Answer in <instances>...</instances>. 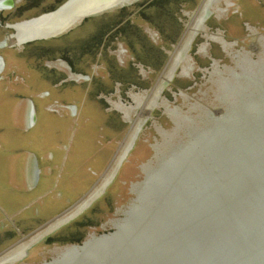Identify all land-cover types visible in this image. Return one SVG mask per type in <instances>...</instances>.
<instances>
[{
  "label": "rangeland",
  "instance_id": "obj_1",
  "mask_svg": "<svg viewBox=\"0 0 264 264\" xmlns=\"http://www.w3.org/2000/svg\"><path fill=\"white\" fill-rule=\"evenodd\" d=\"M66 1L16 0L12 9L0 12V30L4 28L0 41L14 33L9 24L30 22ZM202 1L129 0L119 7L78 20L56 37L26 41L20 47L6 42L4 47L13 49L10 51L15 57L24 61L11 67L12 76L8 78L11 82H18L17 77L25 78L28 83L21 87L16 98H31L37 118L31 116L32 124L27 122L24 131L22 119L14 123L8 113L12 108L8 102L13 101L14 93L11 90L0 93V138L20 142L31 138V145L24 144L21 148L30 155L36 153V146L40 144L46 146L43 149H49L55 141L61 143V149H56L58 156L69 158V164L73 159L78 168L83 162L78 169L80 176L85 179L89 172L92 188L103 172L100 185L112 171L113 168L108 172L107 167L119 155L125 136L132 129L135 134L125 159L103 191L89 200L91 204L45 234L22 258L10 264H43L93 234L121 210L168 145L202 109L212 117L223 115L216 92L222 82L264 65V0L214 1L211 14L191 37L184 59L172 76L166 78L167 84L157 98L158 105L137 118L136 104L150 94L169 67ZM0 86H8L7 80L0 79ZM46 91L50 92L48 98L35 96ZM61 104L67 105V110L71 105L75 107V110L71 108L73 118L55 116L63 109ZM40 119L47 125L42 138L38 131ZM11 166H17V159L1 156L0 171H7ZM68 193L69 199L75 198L76 195ZM70 207V202L65 206L52 198L45 217L25 214L13 222L6 219L5 203L0 197L1 258L21 250L26 243L22 247L16 243L22 238L21 242H30L57 216L40 228L38 220L49 218L62 208L63 213ZM14 245L16 248H10Z\"/></svg>",
  "mask_w": 264,
  "mask_h": 264
},
{
  "label": "water",
  "instance_id": "obj_2",
  "mask_svg": "<svg viewBox=\"0 0 264 264\" xmlns=\"http://www.w3.org/2000/svg\"><path fill=\"white\" fill-rule=\"evenodd\" d=\"M125 1L67 0L52 11L64 21L40 23L43 33L31 40L56 37ZM216 92L223 115L202 109L116 215L43 264H264V65L229 77Z\"/></svg>",
  "mask_w": 264,
  "mask_h": 264
},
{
  "label": "crops",
  "instance_id": "obj_3",
  "mask_svg": "<svg viewBox=\"0 0 264 264\" xmlns=\"http://www.w3.org/2000/svg\"><path fill=\"white\" fill-rule=\"evenodd\" d=\"M238 7H241V5L239 4ZM2 29L4 28H1L0 30V40L4 36L1 35L3 32ZM0 50H3L0 52V79H6L8 82V86H0V93L7 92L8 90H11L14 93L13 101L8 102L12 107L8 113L12 116V121L14 123L19 121L20 118L22 119V128L25 131L27 129V122L30 123L31 110H33L35 120L37 118L31 98H22L20 100L16 98L18 97L17 94L20 92L21 87H26L28 83L25 82V78L17 77V80H19L18 82H11L8 78L9 75L12 76L11 67H16L15 64L18 65L20 61H24L15 57V54L10 51L13 49H8V47L6 48L2 46L0 47ZM29 75L30 74H28V76ZM37 93L35 96L40 98H43V96L48 98V96H50L49 91L38 95ZM61 105L63 109L55 116L62 119L73 118L74 114L71 113V107L73 105H71V107L69 106L68 110L67 105ZM58 107L59 106H57V108ZM43 110L47 112L46 106L43 107ZM38 126L39 136L42 138V135H44L43 130L47 129V125L44 120L40 119L38 121ZM33 127H35V125H33ZM58 133L59 130H57L56 135ZM36 139L38 140V138ZM31 143V138L25 139L23 142H20L18 139L17 141H9L0 138V158L4 155L13 160L17 159V166H11L7 171H4L3 169L0 171V197H2L5 203L3 213L5 214L6 219L12 220L13 222L20 219L22 215V217H24L25 214L28 217H37V215H40L39 217H45V213L49 210L47 209L48 202H50L52 198L56 201L62 202L65 206L68 205V202L73 206L91 188L90 173L85 169L87 173L86 178L83 179L78 170L80 166L83 165V162H81L78 168V164L73 159L69 164V158L65 159V156H58L56 149H61V143L57 144L55 141L53 145L49 146V149H43L46 146L40 144L36 146V153L31 155L27 154L26 151H21L24 144L31 145ZM17 144L19 146H17ZM62 147L64 148V145H62ZM68 164L70 167L67 168ZM93 173L96 172L94 171ZM87 179L88 181H86ZM68 192H71V194L73 193V197L76 195L75 198L72 200L69 199L70 197L68 195L70 194ZM63 209L64 208L49 218L38 220L40 221L39 225H37L38 228L49 223L50 219L58 216Z\"/></svg>",
  "mask_w": 264,
  "mask_h": 264
},
{
  "label": "bare ground",
  "instance_id": "obj_4",
  "mask_svg": "<svg viewBox=\"0 0 264 264\" xmlns=\"http://www.w3.org/2000/svg\"><path fill=\"white\" fill-rule=\"evenodd\" d=\"M212 2L214 1H211V3L209 5H207V2H204V4L202 5V7L200 8V10H198L197 12V16H199V14L201 13V10L203 8H205L208 12L210 11V7L212 6ZM209 8V10H208ZM62 9V7L60 8V10ZM52 12V11H51ZM53 17V21L56 22V23H62L64 21V19L62 18V15L61 16H58L56 12H52L50 14L49 13H44L36 18H34V20L32 19V21L28 22V21H25V22H21L20 24H18L16 27V31H17V36H16V42L18 43H23V42H26L28 40H31L33 39L34 37H36L39 34L43 33V30H41V26H37L39 25L40 23H44L47 19H51ZM194 21V20H193ZM196 21H198V18H196ZM191 23V22H190ZM198 23V22H197ZM194 24V23H193ZM190 25V24H189ZM192 25V24H191ZM194 28V29H193ZM198 29H195V26L194 27H189L188 28V31L186 32L184 38H183V47L181 49H179L176 53V55H174V60L169 68V72L167 73L166 75V78L170 77V75L172 74V72L175 70L176 68V63L178 61V59L180 58V56L182 55V51L186 48V46L189 44L190 42V37L188 36H193L191 35L192 33H196ZM215 38V37H213ZM182 43V42H181ZM187 51V50H186ZM185 51V52H186ZM185 55V54H184ZM166 78L163 79L159 86H157L154 91H153V96L151 98V101L152 103H155V101L157 100L158 96H159V93H160V90H161V87L163 86L164 82L166 81ZM150 96V95H149ZM147 97V96H146ZM145 97V98H146ZM138 98V97H137ZM140 100V99H138ZM149 100V99H148ZM146 101H147V98H146ZM137 102V100H136ZM141 102L143 103V101H139L137 107H139L140 109L139 110V113H145L144 112V107L146 106V104H141ZM157 104V103H156ZM141 105V107H140ZM150 108V107H149ZM126 110V109H125ZM142 114V115H143ZM140 116V115H139ZM134 137H135V134L132 132L131 135L129 136V139H128V143L126 144L125 148L123 149L120 157L118 158V160L115 162V166L113 167L112 171L109 173V175L106 177L105 181L99 186V188L97 189L96 192H94L90 197L89 199H87V201L89 200H92L94 198H96L100 193L101 191L105 188V186L107 185V183L110 182V180L112 179L113 175H114V172H115V169H117V167L120 165V163L122 162V160L124 159V157L126 156L127 152L129 151V148L134 140ZM83 201V200H82ZM87 202H85L84 205H81L80 207H77V209H74L70 214L66 215L65 217H61V218H57L55 219V221H53L54 225H58L64 221H66V217H70L72 216L73 214H76L77 211L80 209V208H83L85 205H86ZM43 234H39L35 237H33L32 239L33 240H36L38 239L39 237H41ZM28 242V241H27ZM26 242V246L25 247H22L25 243H21L20 247H22L21 250L19 251H16V252H13L9 255H6L4 256L3 258H1L2 256H0V264H3V263H6V262H9V263H13L14 261L22 258L24 255H25V251H26V248H27V243ZM16 248V247H15ZM19 248V247H18Z\"/></svg>",
  "mask_w": 264,
  "mask_h": 264
},
{
  "label": "flooded vegetation",
  "instance_id": "obj_5",
  "mask_svg": "<svg viewBox=\"0 0 264 264\" xmlns=\"http://www.w3.org/2000/svg\"><path fill=\"white\" fill-rule=\"evenodd\" d=\"M7 1L8 0H0V12H3V11H5V10H9V9H12V8H9V5H8V3H7ZM14 2H13V6L12 7H14L15 6V1L16 0H13ZM20 1V0H19ZM129 0H127V2H128ZM211 1H217V0H203L202 1V3H201V5H200V7H199V9L198 10H200V8L202 7V5L204 4V2H207V5H209L210 3H211ZM212 4H213V2H212ZM5 8H7V9H5ZM9 8V9H8ZM208 10H209V8H208ZM210 10H211V7H210ZM197 13L198 12H196V14L194 15V17H193V19L192 20H194V21H192L193 23H192V25H188L187 26V28H186V30H185V34H186V32L188 31V28L191 26V27H194L195 26V29H198V27L204 22V20L211 14V12L209 11H207L205 8H203L202 10H201V13L199 14V16H197ZM42 15V14H41ZM36 18V17H35ZM196 18H198V21H196ZM32 19H34V18H32ZM32 19H30V20H32ZM27 21V20H26ZM22 22H25V21H22ZM198 22V23H197ZM21 22H19V23H15V24H9L8 25V27L9 28H12L13 30H14V33H12V34H9L8 35V37L5 39V41L7 42V41H9L11 44L12 43H14L16 46H19L20 47V45H22V44H24V43H26V42H23V43H20V44H18L15 40H16V36H17V31H15L16 30V27L15 26H17L18 24H20ZM15 28V29H14ZM194 29V28H193ZM16 33V34H15ZM185 34L183 35V37L181 38V40H180V42H179V46L175 49V54L174 55H176L177 53V51L179 50V49H181L182 47H183V43L185 42H183L182 40H183V38H184V36H185ZM195 33H192L191 35H194ZM13 35V36H12ZM188 37H190L191 38V36H188ZM190 41H191V39H190ZM182 42V43H181ZM6 44H8V43H6ZM6 44H4V40L3 41H1L0 42V47H2V46H5ZM181 47V48H180ZM174 55H172V58H171V63H170V65H169V67H167V70H164L163 71V73H162V76H161V78L156 82V84L154 85V87H153V89L151 90V92H150V94L148 93L147 95H145V96H143V98L141 99L142 101H143V103L141 102V104H146V106L144 107V114L143 113H139V110L138 109H140L139 107H137V105L138 104H136V106H135V108L134 109H136L137 111H136V116H137V118H139L142 114L143 115H147L148 113H149V111L151 110V108L153 107V106H157L158 105V103L159 102H157L158 100H156L155 101V103H152V101H151V98H152V96H153V91H154V89L157 87V86H159V84H160V82L163 80V79H165L166 78V75H167V73L169 72V68H170V66H171V64H172V62H173V60H174ZM173 59V60H172ZM0 63H1V59H0ZM0 69H1V67H0ZM84 78H85V76H84ZM150 95V96H149ZM147 96V97H146ZM147 98V101H146V98ZM136 99H137V97L135 98V101H136ZM149 99V100H148ZM157 103V104H156ZM140 107H141V105H140ZM150 107V108H149ZM140 115V116H139ZM142 115V116H143ZM133 132V129H132V131H131V133ZM131 133H128L126 136H125V139H124V141H123V143H121L120 144V146H119V148H120V152H119V157H120V155H121V153H122V146L125 144V142L127 141V138L130 136L129 134H131ZM129 135V136H128ZM133 143V142H132ZM132 145V144H131ZM130 148H131V146H130ZM129 148V149H130ZM117 156V158H115V159H112V161H111V163H110V165L107 167L108 168V172H110L111 171V169L115 166V162L118 160V157ZM122 163V162H121ZM121 163H120V165H121ZM119 165V166H120ZM118 166V167H119ZM118 167H117V169H118ZM117 169H115V171L117 170ZM107 171H105L106 173H107ZM115 173V172H114ZM104 175H105V173L103 172L102 173V175L100 176V180H99V184L97 183V184H94L93 186H92V188L89 190V192H87L85 195H84V197L83 198H81L79 201H77L72 207H70L69 209H67L66 211H64L63 213H61L59 216H57L56 217V219L57 218H59V217H65L66 215H67V213L68 214H70V212H72L74 209H77V207H80V206H77L79 203H81L82 202V200H85V198H86V196H88L89 194H93V191L95 192V190L97 189V187L99 188V186H100V183H101V181H102V179H103V177H104ZM103 191V190H102ZM87 199H89V197L87 198ZM95 199V198H94ZM87 202V201H86ZM91 204V202L90 201H88L87 203H86V207L88 206V205H90ZM77 206V207H76ZM64 215V216H63ZM78 215V214H77ZM53 221H55V220H53ZM39 231V230H38ZM38 233H40V232H38ZM38 233H36L35 235H37ZM33 237V236H32ZM22 240H24L23 238H22ZM21 240V241H22ZM21 241H19L18 243H16V245H20L21 243H26L27 241H25V242H21ZM21 242V243H20ZM16 245H14V246H12V247H10V248H14ZM8 250V249H7ZM6 251V250H5Z\"/></svg>",
  "mask_w": 264,
  "mask_h": 264
},
{
  "label": "trees",
  "instance_id": "obj_6",
  "mask_svg": "<svg viewBox=\"0 0 264 264\" xmlns=\"http://www.w3.org/2000/svg\"><path fill=\"white\" fill-rule=\"evenodd\" d=\"M166 1V0H165ZM152 5V4H151ZM153 5H154V3H153Z\"/></svg>",
  "mask_w": 264,
  "mask_h": 264
}]
</instances>
